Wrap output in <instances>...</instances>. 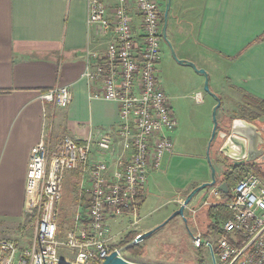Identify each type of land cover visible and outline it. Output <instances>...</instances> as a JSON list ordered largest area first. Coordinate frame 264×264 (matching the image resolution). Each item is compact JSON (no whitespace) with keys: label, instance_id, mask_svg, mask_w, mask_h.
Wrapping results in <instances>:
<instances>
[{"label":"built area","instance_id":"built-area-1","mask_svg":"<svg viewBox=\"0 0 264 264\" xmlns=\"http://www.w3.org/2000/svg\"><path fill=\"white\" fill-rule=\"evenodd\" d=\"M161 3L88 0L87 25L95 26L108 40L103 53L86 52L82 79L95 86L92 98L118 106L119 124L113 134L95 142L106 155L102 160L92 159L90 139L79 143L64 137L49 153L43 137L31 148L24 212L27 220L35 223L34 235L26 247L0 240V264H102L113 252L129 262L124 257L127 246L114 244L113 225L123 219L132 227L139 223V200L147 178L172 154L171 135L177 127L170 98L157 75L163 42ZM40 99L65 109L71 93L61 86L43 92ZM195 100L200 103L201 95ZM74 171L80 176L77 212L58 239L63 181ZM222 194L210 188L198 208H185L184 217L191 213V222L196 225L198 212L222 203ZM228 194L224 208L229 217L220 230H213L206 238L197 226L189 231L192 247L207 251L213 264H231L264 228L261 178L252 173L244 175L235 180ZM134 233L129 245H141L145 232ZM233 264H264V231Z\"/></svg>","mask_w":264,"mask_h":264},{"label":"crops","instance_id":"crops-1","mask_svg":"<svg viewBox=\"0 0 264 264\" xmlns=\"http://www.w3.org/2000/svg\"><path fill=\"white\" fill-rule=\"evenodd\" d=\"M87 14L88 0H0V240L23 237L19 230L27 222L25 178L33 146L44 137L51 153L64 137L79 143L90 139L92 159L102 160L106 155L95 142L119 124L118 106L92 98L95 86L82 79L86 52L103 53L108 40L87 25ZM167 31L179 60L204 70L209 90L221 101L217 154L223 157L220 132L242 118L235 112L243 96L264 99V40H258L264 35V0H171ZM199 76L196 89L203 85ZM61 86L71 93L67 108L40 99ZM201 171L191 185L177 190L176 211L194 188L210 181L207 168ZM79 184L77 172L65 175L63 195L71 186L77 192L76 199L73 194L65 202L71 207L79 203ZM199 206V201L190 205ZM22 242L15 243L28 246Z\"/></svg>","mask_w":264,"mask_h":264},{"label":"rangeland","instance_id":"rangeland-1","mask_svg":"<svg viewBox=\"0 0 264 264\" xmlns=\"http://www.w3.org/2000/svg\"><path fill=\"white\" fill-rule=\"evenodd\" d=\"M161 2L164 11L165 0H161ZM166 37L171 43L170 32H166ZM157 70L161 87L170 98L177 122L176 130L171 135L173 143L172 156L167 155L164 158V164L158 174L151 172L148 176L146 199L139 210L140 221L137 226L132 227L130 222L124 219L113 225V231L116 235L114 244L116 245H121L124 238L129 234H135V230L142 232L149 229L152 230L171 217L176 211V205L173 201L177 198V190L191 185L201 176V170L205 171V167L210 175L209 163L215 170L217 182H226L230 190L235 178L233 173H225L229 169L227 166L229 161L217 154V134L220 129L218 118L222 108H219L216 112L217 132L209 146L213 130L212 111L216 106V100L212 94H215L211 90V94L206 93L203 90V85L201 88H194V79L200 76L192 68L175 62L164 42L161 45L160 62ZM197 93L201 95L200 103L195 100ZM244 106L245 104L243 103L242 107ZM248 110L251 109L249 108ZM235 113L243 116L241 109H238V112ZM253 125L261 134L257 140L259 142L256 148V151H259L260 154L256 153L253 163L246 166L251 165L252 169L249 170L251 171L249 173L259 176L264 182V118L253 122ZM224 161L226 162L224 163ZM71 188L72 186L64 192L63 203L60 205L58 239L62 238L65 229L70 226L71 220L77 212L76 205L71 207L69 203H65L66 201L70 202V196H73V194L76 199L77 192L71 191ZM209 191L210 188L200 191L190 205L195 206L197 201L201 204L202 200L207 198ZM185 218L187 219L186 226L188 230L182 219L175 217L141 243L140 246L143 248L142 258L133 260L127 255H124V257L134 264H213L207 251L203 249L196 250L192 247L189 237V231H194L196 226L200 231H203V219L201 220V216L199 218L196 216V225H194L191 222V213H185ZM33 227H35L34 221L27 220L23 229L19 230L20 235L22 231L23 237L15 242L21 245L20 242L23 241V246L29 245ZM6 230V232L3 230L2 235L8 233L9 229Z\"/></svg>","mask_w":264,"mask_h":264},{"label":"water","instance_id":"water-1","mask_svg":"<svg viewBox=\"0 0 264 264\" xmlns=\"http://www.w3.org/2000/svg\"><path fill=\"white\" fill-rule=\"evenodd\" d=\"M171 0H165L164 2V11H163V24L161 29V37L162 41L167 45L169 48L170 54L172 59L177 62L179 65H183L189 68H192L196 74H199L203 76L204 83H203V90L206 93H210L209 90V80L207 73L202 69H197L194 64L188 61L179 60L174 52L172 44L167 40L166 32H167V25H168V13L170 9ZM213 98L216 100V106L213 108L212 111V122H213V130L211 134V138L209 141V146L211 142L213 141L216 132H217V121H216V112L221 106V101L219 98H217L215 95H213ZM260 133L258 132L257 128L247 122L243 119H236L233 120L227 128L220 132V139L222 141L221 147H220V153L225 157L227 160H229L233 167H242L246 164L253 163V158L257 154H260L259 151H256L257 148V141L260 137ZM261 140V139H260ZM208 146V149H209ZM208 151V150H207ZM209 163V159H208ZM210 181L201 184L200 186L194 188L184 199L182 202V205L178 208L177 211L173 213L171 217H169L165 222L158 225L157 227L153 228L152 230L144 233L141 236V240H145L149 237H151L155 232L159 231L161 228H163L170 220H172L175 217H180L182 219L183 224L187 228V220L184 217V211L185 208H187L192 199L202 190L206 188H216L217 190L221 191L223 194L228 193V186L226 182H217L215 170L210 165ZM188 230V228H187ZM264 231V228L257 233L239 252V254L236 256V258L231 262L233 264L240 255H242L248 247L256 240V238ZM102 264H134L127 262L121 258L117 257V254L115 252L111 253L108 257L105 258L104 262Z\"/></svg>","mask_w":264,"mask_h":264},{"label":"trees","instance_id":"trees-1","mask_svg":"<svg viewBox=\"0 0 264 264\" xmlns=\"http://www.w3.org/2000/svg\"><path fill=\"white\" fill-rule=\"evenodd\" d=\"M161 22L163 24V13L161 15ZM258 40H264V35L261 38H259ZM243 100H244V104H245L244 107H241V112L243 114V116H241V117L243 118V120L246 119L249 121L256 122V121L260 120L261 118H264V99H257V98H252L248 95H244ZM249 108L253 111L248 110ZM242 118H240V119H242ZM231 167L234 170L233 171V175H235L234 182H235V180L239 179L240 177L247 175V174H250L249 172H251V171H249V170L252 169L251 165L244 166V167H238V168L233 167V166H231ZM237 169H238V171H237ZM229 179H230V177H229ZM234 182H233V184H234ZM228 198H229L228 193L222 194V196H221V202L222 203H220L217 206H212L210 208H204L198 212L199 216L197 214V217L199 218L201 216V220L203 219L202 226H204V227H203L202 233H203V236L205 238L213 230H220L221 223L229 217L227 211L224 208V203L227 201ZM143 201H144V199L141 196V198L139 200V207L143 203ZM133 238H134V234H129L128 236H126L124 238L123 242L121 243V246H123V247L127 246L125 249V255H127L129 258H131L133 260H137V259L142 258L143 248L140 245H137V246L129 245L132 243ZM240 246H241V243H239L236 247L240 248Z\"/></svg>","mask_w":264,"mask_h":264},{"label":"flooded vegetation","instance_id":"flooded-vegetation-1","mask_svg":"<svg viewBox=\"0 0 264 264\" xmlns=\"http://www.w3.org/2000/svg\"><path fill=\"white\" fill-rule=\"evenodd\" d=\"M162 44H163V42H162ZM229 161V160H228ZM226 161H224V163H225ZM230 165V166H229ZM228 167H229V169L225 172V173H233V168L231 167L232 166V164H231V162L229 161V164L227 165ZM236 171V170H235ZM237 171H238V169H237ZM236 171V172H237ZM235 172V173H236Z\"/></svg>","mask_w":264,"mask_h":264}]
</instances>
